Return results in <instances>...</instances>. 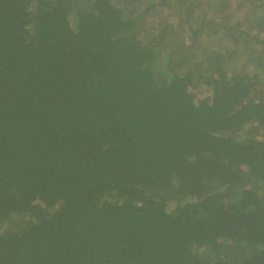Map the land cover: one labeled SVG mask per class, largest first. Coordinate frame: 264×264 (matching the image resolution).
<instances>
[{"label": "trees", "instance_id": "16d2710c", "mask_svg": "<svg viewBox=\"0 0 264 264\" xmlns=\"http://www.w3.org/2000/svg\"><path fill=\"white\" fill-rule=\"evenodd\" d=\"M258 131L264 0H0V264H264Z\"/></svg>", "mask_w": 264, "mask_h": 264}, {"label": "rangeland", "instance_id": "374dc122", "mask_svg": "<svg viewBox=\"0 0 264 264\" xmlns=\"http://www.w3.org/2000/svg\"><path fill=\"white\" fill-rule=\"evenodd\" d=\"M154 15H155V14H154ZM148 19H151V17L148 18ZM155 21L157 22V20H155ZM201 89H202V91H198V92L196 93L197 96L202 95L203 88H201ZM203 93L205 94V92H203ZM257 135H258V138H264V132L258 131V132H257Z\"/></svg>", "mask_w": 264, "mask_h": 264}]
</instances>
